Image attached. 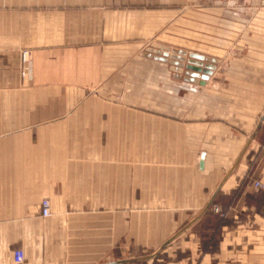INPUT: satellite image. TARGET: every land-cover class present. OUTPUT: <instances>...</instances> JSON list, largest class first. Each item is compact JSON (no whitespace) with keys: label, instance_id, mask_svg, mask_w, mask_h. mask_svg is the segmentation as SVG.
<instances>
[{"label":"crops","instance_id":"crops-1","mask_svg":"<svg viewBox=\"0 0 264 264\" xmlns=\"http://www.w3.org/2000/svg\"><path fill=\"white\" fill-rule=\"evenodd\" d=\"M235 37L264 65V0H0V264H264V72L211 79Z\"/></svg>","mask_w":264,"mask_h":264},{"label":"rangeland","instance_id":"rangeland-1","mask_svg":"<svg viewBox=\"0 0 264 264\" xmlns=\"http://www.w3.org/2000/svg\"><path fill=\"white\" fill-rule=\"evenodd\" d=\"M234 3V2H233ZM235 4V3H234ZM240 5V4H239ZM232 6L230 7L232 10V15L234 16L233 18V32H236V34H239L241 32V30L246 26L247 22L249 21V15H251V11L249 9L246 10L245 7H241V6ZM204 7H197V11L200 12H204L206 10L205 13H208L209 10L207 7H205L204 9H202ZM194 10L191 9L190 11L187 12L188 14H193L195 12H193ZM192 26V24L190 25ZM189 29H197L196 27H190ZM198 30V29H197ZM193 37L190 35H186L185 40H189L192 41ZM187 41L185 43L186 48H189L187 50H191L192 49V42ZM176 45H174L175 47ZM170 49V48H169ZM241 44H240V39L239 38H233V46L231 47V49H229V52L226 53H219V55H217L219 61H218V65H211L214 66L213 70V74L211 75V79L223 84L225 83V81L227 79H240L242 77H251V76H256V74L261 75V72H264V65H252L255 63H251V57L254 58L256 57V55H248L247 53H242L241 52ZM156 51L152 52V55L156 58H165L167 60H169V62L172 60L173 61V57L175 56V53L173 52V55L171 54L170 50H168L170 53L167 55L164 53H162L160 48L155 49ZM174 51V50H173ZM162 53V54H161ZM185 62H191L193 61V56L189 53H187L185 55ZM246 57L249 58V63L251 64H247L246 62L248 61V59H246ZM245 58V59H243ZM245 62V64L247 65H240L241 62ZM205 66V65H203ZM182 67V66H181ZM177 65H149V71L147 70V76H150V82L151 85L153 86V91L154 92H159L161 91V87L166 88L167 86L165 85V80L162 79L164 75V73H166L169 71V78L174 77V75L177 74ZM183 69L187 75V71H191L187 65L183 66ZM140 72H145V71H140L138 70V73ZM182 74V71H181ZM140 74H138L139 76ZM144 77V75H143ZM163 80V81H162ZM149 84V83H148ZM168 87L173 88V84L170 82L168 83ZM166 86V87H164ZM224 88V86H222ZM262 135H264V127H262ZM262 148H264V142H262ZM259 179V178H256ZM254 180V179H253ZM224 211V210H222ZM225 212V211H224ZM216 213L220 218H224L225 216H221L219 212H214Z\"/></svg>","mask_w":264,"mask_h":264},{"label":"built area","instance_id":"built-area-1","mask_svg":"<svg viewBox=\"0 0 264 264\" xmlns=\"http://www.w3.org/2000/svg\"><path fill=\"white\" fill-rule=\"evenodd\" d=\"M21 58L22 61L25 62L27 60V51L24 50L21 52ZM252 185L256 188V189H264V183H262V181L260 179H254L252 181ZM212 210L214 212H219L221 216H225L226 212L222 211V209L217 205V204H213L212 205ZM40 210H41V214L43 216H48L50 215V203H49V199L47 198H43L41 200V204H40ZM24 258V253L22 249H15L13 251V260L16 263H19L23 260Z\"/></svg>","mask_w":264,"mask_h":264},{"label":"water","instance_id":"water-1","mask_svg":"<svg viewBox=\"0 0 264 264\" xmlns=\"http://www.w3.org/2000/svg\"><path fill=\"white\" fill-rule=\"evenodd\" d=\"M195 220V219H194ZM133 259H130V260H122L123 262H125V261H132Z\"/></svg>","mask_w":264,"mask_h":264}]
</instances>
